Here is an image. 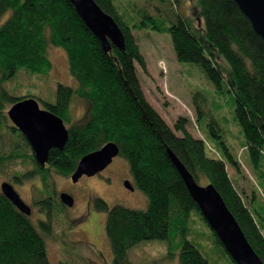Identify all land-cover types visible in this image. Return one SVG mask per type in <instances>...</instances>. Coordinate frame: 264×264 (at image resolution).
Returning a JSON list of instances; mask_svg holds the SVG:
<instances>
[{"label":"trees","instance_id":"1","mask_svg":"<svg viewBox=\"0 0 264 264\" xmlns=\"http://www.w3.org/2000/svg\"><path fill=\"white\" fill-rule=\"evenodd\" d=\"M94 1L120 28L123 50L111 45L110 51L104 52L69 0H0V131L9 129L25 140L8 124L6 111L27 97L12 96L5 84L21 69L46 75L51 68L48 43L60 47L77 85L57 84L55 101L43 103V108L61 118L64 125L68 123V139L62 150L49 151L46 169L70 176L84 154L113 142L119 149L118 156L127 162L134 186L147 198L144 210L116 204L109 207L99 198L94 200V208L106 212L105 234L112 264H130L128 251L146 241L165 242L168 257L177 252L179 264H209L187 239L190 213L201 214L171 163L167 148L197 183L203 180V185L214 186L264 263V207L250 208L254 200L244 198L227 174L226 164L238 169V161L223 140L212 151L219 157H213L207 154L208 144L187 131L184 117H179L171 129L152 109L135 68L138 65L143 69L144 60L131 31L141 26L128 24L115 0ZM195 11L200 24L190 15H177L168 27L175 57L180 62L198 64L218 91L226 89L232 95L234 117L250 163L258 178L264 179V43L231 0H196ZM144 16L155 27L153 18ZM72 96L87 103V112L84 119L71 123L68 107ZM193 103L199 120L202 111L196 98ZM209 127L215 138H221L212 123ZM29 156L39 173L46 170L32 154ZM38 205L44 218L37 220L36 227L30 215L20 213L0 192V264H50L44 237L51 231L52 201L46 199ZM210 234L227 255V264H235L211 230Z\"/></svg>","mask_w":264,"mask_h":264},{"label":"rangeland","instance_id":"2","mask_svg":"<svg viewBox=\"0 0 264 264\" xmlns=\"http://www.w3.org/2000/svg\"><path fill=\"white\" fill-rule=\"evenodd\" d=\"M114 3L128 24L141 26L140 29H132L131 33L144 60L143 69L138 65L135 68L148 104L171 129L179 117H184L187 131L193 137L204 140L208 144L207 154L212 153L213 157H219L212 151L217 147V142L223 140L238 161V169L226 164L233 186L243 192L244 198L254 200L253 204L250 201V208L260 210V207H264V179L258 178L250 163L245 141L234 117L232 95L226 89L218 91L198 64L180 62L175 57L168 27L177 15H190L195 23L200 24L195 11L196 0H180L178 3L173 0H115ZM144 15L153 18L155 27ZM48 44L47 56L51 68L46 75H32L21 69L14 79L5 84L12 96L33 97L40 108L44 107V102L55 101L57 84L69 87L77 85L69 73L65 51ZM195 94L198 95L194 97ZM193 98H196L202 111L199 120ZM86 112L87 103L72 96L68 107L69 121H81ZM211 123L218 129L216 132L221 138L217 139L211 134ZM8 124L12 125L10 121ZM174 132L180 135V132ZM31 154L30 147L22 137L2 128L0 185L8 182L13 186L30 207V218L36 227L37 220L44 218V213L39 212L38 202L46 199L52 201L51 231L44 237L50 264H112L105 234L106 212L96 210L94 200L99 198L109 207L116 204L130 209H146L147 198L134 186L127 162L117 155L98 174L82 176L72 183L70 176H62L53 169L39 173L29 156ZM24 174H29V177H23ZM125 180L133 185L132 191L124 186ZM198 183L203 185L204 181L199 180ZM61 192L72 196L71 207L59 202ZM189 219L187 239L209 264H227V255L214 242L201 216L193 211ZM167 252L165 242L146 241L133 246L127 257L130 264H179L177 252L169 257Z\"/></svg>","mask_w":264,"mask_h":264},{"label":"water","instance_id":"3","mask_svg":"<svg viewBox=\"0 0 264 264\" xmlns=\"http://www.w3.org/2000/svg\"><path fill=\"white\" fill-rule=\"evenodd\" d=\"M231 1L250 24L253 33L264 43V0ZM69 2L84 25L97 38L104 52H109L111 45L119 50L124 49V37L120 28L94 0H69ZM6 115L13 127L25 138L40 167L48 161L49 151L53 148L62 150L68 139V131L63 120L51 111L40 108L32 97L16 101L8 108ZM166 151L202 218L228 256L235 264H264L214 186L211 183L205 185L197 183L175 154L169 148ZM118 154L119 149L113 142L84 154L70 175L71 182H77L82 176L90 177L98 174ZM124 186L128 190H133L129 180L124 181ZM0 192L20 213L30 215V207L23 202L10 183L3 182L0 185ZM59 200L66 207L73 205V198L68 193L61 192Z\"/></svg>","mask_w":264,"mask_h":264},{"label":"flooded vegetation","instance_id":"4","mask_svg":"<svg viewBox=\"0 0 264 264\" xmlns=\"http://www.w3.org/2000/svg\"><path fill=\"white\" fill-rule=\"evenodd\" d=\"M42 168H44V169H46L47 167H46V164L42 167ZM70 178V177H69ZM58 199H59V196H58ZM59 202H60V200H59ZM61 203V202H60ZM62 204V203H61ZM64 206V205H63ZM87 208L89 209V206H87Z\"/></svg>","mask_w":264,"mask_h":264},{"label":"bare ground","instance_id":"5","mask_svg":"<svg viewBox=\"0 0 264 264\" xmlns=\"http://www.w3.org/2000/svg\"><path fill=\"white\" fill-rule=\"evenodd\" d=\"M97 150V149H96ZM92 152V151H91ZM87 154V153H86ZM35 206V205H34Z\"/></svg>","mask_w":264,"mask_h":264}]
</instances>
